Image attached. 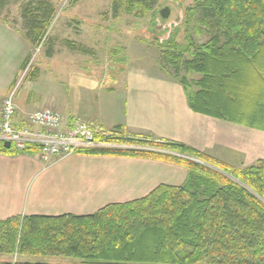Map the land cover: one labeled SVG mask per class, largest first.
Here are the masks:
<instances>
[{
  "label": "trees",
  "instance_id": "1",
  "mask_svg": "<svg viewBox=\"0 0 264 264\" xmlns=\"http://www.w3.org/2000/svg\"><path fill=\"white\" fill-rule=\"evenodd\" d=\"M159 2L112 0L114 19L123 13L152 14L155 22ZM38 5L24 11L25 37L33 47L46 40L55 13L49 3ZM186 16L211 31L210 42L196 47L194 59L184 62L187 49L177 41L179 19L159 46L176 76L183 66L202 76L198 91L189 93L184 86L192 111L264 132V0H196ZM29 63L30 56L22 71ZM96 141L131 148L79 153L166 162L185 168L187 180L179 187L160 185L144 198L109 204L91 215L0 221V255L62 257L78 261L74 264H264V160L240 169L178 142L104 136ZM0 153L23 152L6 149L2 142Z\"/></svg>",
  "mask_w": 264,
  "mask_h": 264
},
{
  "label": "crops",
  "instance_id": "2",
  "mask_svg": "<svg viewBox=\"0 0 264 264\" xmlns=\"http://www.w3.org/2000/svg\"><path fill=\"white\" fill-rule=\"evenodd\" d=\"M5 28L7 33L0 31V112L5 98L17 85L25 62L21 67L7 63L9 40L16 37L27 45L25 35L9 32L7 25ZM11 35L15 37L11 38ZM33 78L16 91L18 117L14 126L18 129L26 127L28 113L54 105L63 114L64 128L80 120L103 131H118L124 138L182 143L213 158L218 146L222 151L229 149L226 145H219L218 128L228 130L233 129V125L239 126L192 111L183 86L169 79L146 81L140 91L142 94L133 98L123 87L107 88L94 81L96 88L89 93L87 101L81 95L74 100L49 98L46 101L41 94L47 92L37 84L38 79ZM156 81L159 84L164 82L170 94L166 95L167 102L156 109L157 113L154 112ZM158 100L161 101V97ZM37 149L32 146L23 153H0V221L29 216L91 215L109 204L144 198L160 185L182 186L188 176L185 168L166 162L77 153L49 181L38 183L35 190L29 192L35 172L40 168L44 170ZM224 155L225 152L221 154Z\"/></svg>",
  "mask_w": 264,
  "mask_h": 264
},
{
  "label": "rangeland",
  "instance_id": "3",
  "mask_svg": "<svg viewBox=\"0 0 264 264\" xmlns=\"http://www.w3.org/2000/svg\"><path fill=\"white\" fill-rule=\"evenodd\" d=\"M40 2L49 3L55 9L46 40L36 47H33L26 37L24 38L27 45L15 35H11V38H15L9 40L8 64H19L21 67L30 56L29 69L21 71L15 90L34 80L33 77L38 79L37 84L47 92L41 94L46 101L49 98L74 100L79 95L87 101L89 93L94 92L96 88L94 81L101 82L107 88L123 87L127 89L130 98L139 95L138 93H141L140 91L145 87V82H151L152 79L172 80L176 85L183 86L186 95L188 90L184 86L188 87L189 93L199 90L196 83L202 79V76L192 73L185 66L176 76V68L167 63L163 54L164 48L159 46V41L164 42L171 36L172 27L179 23L177 22L179 19L182 20L177 41L180 48L187 49L184 53V62L194 59L196 47L210 42L212 39L210 30L201 25L196 18L191 23L188 22L187 9L195 7L196 0H160L157 5L159 17L155 22L152 14L139 18L134 14L123 13L120 18L114 19L112 0H24L19 3L0 0L2 4L0 31L7 33L5 28L7 25L9 32H20L21 35H25L27 28L24 11L30 4L33 9H37ZM164 9L170 11L167 19H163L161 15ZM34 14L39 15V12ZM191 43L194 45H190ZM142 83L144 84L138 88ZM165 86L164 82L159 84L156 81L155 91L158 94L155 93V113L163 102H167L166 95L170 96ZM160 97L161 101L157 102V98ZM46 108L55 109L54 105H47L43 109ZM232 127L233 129L228 130L218 128L219 145H226L229 149L222 151L218 146L213 153L216 157L213 158L240 169L255 166L260 160H264V134L248 127L236 128L234 125ZM104 137L122 136L111 131L110 136ZM215 144L216 141L214 146ZM101 147L131 148L126 144L115 143L102 144ZM11 149L15 150V147L12 146ZM223 152L227 156H221ZM69 158L51 166L42 161L44 170L40 168L35 172L29 192L34 191L38 183L49 181ZM1 261L56 264L78 262L62 257L18 256L17 253L9 256L0 255Z\"/></svg>",
  "mask_w": 264,
  "mask_h": 264
},
{
  "label": "built area",
  "instance_id": "4",
  "mask_svg": "<svg viewBox=\"0 0 264 264\" xmlns=\"http://www.w3.org/2000/svg\"><path fill=\"white\" fill-rule=\"evenodd\" d=\"M28 69L27 66L26 70ZM16 91L17 89H13L7 95L0 112V140L11 143L18 152L37 146L41 160L51 166L83 149L101 147L102 144L96 141V137L111 135V132H104L101 128L80 120H75L64 128L63 114L51 108L28 113L26 127L18 129L14 126L18 117ZM34 127L42 130L36 131Z\"/></svg>",
  "mask_w": 264,
  "mask_h": 264
},
{
  "label": "water",
  "instance_id": "5",
  "mask_svg": "<svg viewBox=\"0 0 264 264\" xmlns=\"http://www.w3.org/2000/svg\"><path fill=\"white\" fill-rule=\"evenodd\" d=\"M161 15H162V18L163 19H167L168 17H169V15H170V11H169V9H164V10H162L161 11ZM4 147L6 148V149H11L12 148V144L11 143H4Z\"/></svg>",
  "mask_w": 264,
  "mask_h": 264
}]
</instances>
